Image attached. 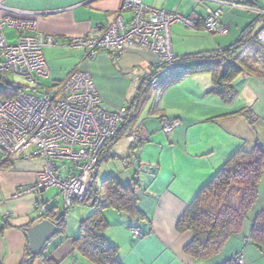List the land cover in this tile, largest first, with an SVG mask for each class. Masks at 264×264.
I'll list each match as a JSON object with an SVG mask.
<instances>
[{
	"label": "crops",
	"instance_id": "1",
	"mask_svg": "<svg viewBox=\"0 0 264 264\" xmlns=\"http://www.w3.org/2000/svg\"><path fill=\"white\" fill-rule=\"evenodd\" d=\"M235 1L142 0L146 6L180 15L195 23V30L181 22L171 28L174 55L192 58L209 57L239 39L248 25L241 31L238 24L232 29L233 21L228 18V13L244 10L226 4ZM246 1L257 6L256 0ZM0 2V19L12 17L32 21L39 33L57 39L58 46L44 49L50 75L44 79L49 85L42 81L41 84L47 89L64 82L74 70L89 72L102 107L117 112L128 107L140 83L157 65L156 55L138 46L128 47L118 59L103 51L94 60H88L83 50L62 45L70 38L104 35L118 15L123 0ZM216 10L223 13L221 23L230 28L228 35L211 34L203 29L206 17ZM129 18L130 14L126 13L125 19ZM252 24L257 34L264 25V17L258 13ZM4 33L8 42L9 38L17 39L16 29L6 28ZM233 85L237 96L226 101L211 93V73L187 76L162 94L153 111L156 116H148L141 124L139 117L136 129L142 143L127 142L123 150L118 145L121 141L108 146L105 154L114 157L103 160L101 165L122 160L124 170L112 171L105 179L117 177L123 184L137 180L139 208L145 215L139 220L114 209L104 211L109 224L105 237L118 247L117 257L121 264H237L238 257H242L244 264H264V247L252 239L255 219L264 212V175L259 183L257 200L241 229L227 239L218 254L209 259L194 258L185 252L194 235L177 231L178 221L201 190L238 151L264 146V78L244 72L234 79ZM22 86L27 90L26 85ZM154 98L149 100H153L151 109ZM248 110L253 122L241 115ZM165 121L175 127L164 132L166 136L161 141H154L152 136L160 131L159 124L164 130ZM0 164L3 165L0 168V264H23L31 255L27 230L43 219L51 220L45 216L49 211L59 215L68 208L61 210L58 204L52 203L48 190L40 195L16 196L23 188L35 183L37 173L45 165L42 158H5ZM59 167L64 176H68L70 167L63 163H59ZM102 182H97L96 187ZM38 204H41L39 209ZM79 205L85 208L79 210L72 226L67 222L65 234L56 235L42 253L56 264H95L74 247L80 223L92 214V208L89 204H75L67 210L66 220L68 213L78 210L80 207L77 209L76 206ZM42 207L46 208L45 214ZM134 229L141 232V237H134ZM32 264L45 263L42 256H38Z\"/></svg>",
	"mask_w": 264,
	"mask_h": 264
},
{
	"label": "built area",
	"instance_id": "2",
	"mask_svg": "<svg viewBox=\"0 0 264 264\" xmlns=\"http://www.w3.org/2000/svg\"><path fill=\"white\" fill-rule=\"evenodd\" d=\"M226 4L257 11L264 17V8L246 0ZM126 13L130 14L128 20ZM222 16L221 10L209 14L203 29L211 34L228 35L230 28L221 23ZM177 22L197 29L188 18L151 8L142 0H123L118 15L104 35L70 38L62 45L83 50L88 60H94L103 51L118 59L128 47L138 46L155 54L157 64H170L175 59L171 28ZM6 28L18 32L15 43L8 42ZM256 38L264 49V25ZM55 46H58L57 39L39 33L32 21L12 17L0 19V80L20 76L28 82L27 90L15 98L0 100V149L5 158L12 160L42 158L45 161L35 183L23 188L17 197L40 195L50 188H58L65 207L69 208L84 202L96 185L102 153L119 134L128 112L126 108L109 112L102 107L89 72L74 70L64 82L51 89L45 88L41 79L49 78L50 70L44 49ZM13 85L19 87L20 84ZM174 127L175 124L165 121V132ZM131 143L134 144V139ZM59 163L70 167L68 176H64ZM40 207L38 204V209ZM41 211L45 214L46 208L42 207ZM133 235L137 238L142 234L134 229ZM236 262L244 264L242 257Z\"/></svg>",
	"mask_w": 264,
	"mask_h": 264
},
{
	"label": "trees",
	"instance_id": "3",
	"mask_svg": "<svg viewBox=\"0 0 264 264\" xmlns=\"http://www.w3.org/2000/svg\"><path fill=\"white\" fill-rule=\"evenodd\" d=\"M251 54H254L252 62ZM200 61H197V60ZM213 75L214 93L226 101H232L237 96L233 85L234 79L247 72L264 78V49L256 38L254 25H248L239 39L226 49H219L211 56L177 57L169 64H157L140 83L135 97L126 107L128 116L122 124L119 134L110 144L119 141L120 136L136 128L142 110L151 98H154L152 111L157 107L162 94L173 84L187 76L199 73ZM26 87L9 85L5 94L17 96ZM241 115L251 122V112L245 111ZM163 119V118H162ZM124 136V137H125ZM142 140H139V144ZM108 144V146L110 145ZM108 146L104 149L101 162L109 157ZM2 153L0 161L5 159ZM4 164V163H3ZM3 166L0 164V168ZM264 175V146H256L253 150L238 151L229 162L215 175L198 194L184 215L178 221L179 233L191 232L193 241L186 247L185 252L196 259H209L218 254L229 237L237 233L253 207L258 196L259 183ZM139 183L135 180L130 184H123L117 177H108L91 189L88 198L81 204H89L92 214L80 223V233L74 239V247L95 264H121L118 260V247L109 242L105 231L109 224L104 211L114 209L131 218L142 220L144 213L139 208ZM73 207V206H72ZM69 207L67 210L71 209ZM55 215L49 211L45 216L59 227V234H65L66 215ZM44 216V215H43ZM252 239L264 247V212H261L253 224ZM28 262L32 264L36 257L29 255ZM45 264H56L45 255H41Z\"/></svg>",
	"mask_w": 264,
	"mask_h": 264
},
{
	"label": "rangeland",
	"instance_id": "4",
	"mask_svg": "<svg viewBox=\"0 0 264 264\" xmlns=\"http://www.w3.org/2000/svg\"><path fill=\"white\" fill-rule=\"evenodd\" d=\"M257 1V6L259 8H264V0H256ZM258 12L257 11H244V10H236L232 13H228V18L232 19V29H236V25L238 24L240 28L239 31H241L244 27H246L247 25H249L250 23H252L254 21V18L257 17ZM231 29V30H232ZM7 32H9V29H7ZM218 36V35H217ZM9 43L13 44L16 40L15 39H10L9 38ZM124 53V52H123ZM122 55V54H121ZM120 55V56H121ZM251 61L253 62V56L254 54H251ZM42 83L45 85H49L46 81L42 80ZM12 83H16V84H21V85H28V82L25 78L17 76V77H7L6 79L0 80V100L4 101L8 98H15L16 96H12L10 94H5L7 87H9V85H12ZM30 87H33L32 85H30ZM29 91V90H28ZM153 100L148 102L145 106V108L142 110L141 115H140V119H139V123L141 124L148 116L149 117H153L156 116V114L153 113L151 106H152ZM129 104V103H128ZM156 122V121H155ZM156 127L157 124L155 125ZM163 125L159 124V129L160 131L158 133H156L153 137L154 141H161L162 138H165L166 133H164L165 131L163 130V127H161ZM125 135H121L120 139H119V149L123 150V146H125L127 144V142L131 143V140L134 139V144L139 143V139H140V135L137 131V129L134 127V129L131 130V132L127 133L126 136ZM131 138V139H130ZM125 139V140H124ZM133 145V144H132ZM2 150L0 149V158L2 156ZM124 170V162L122 160H118V161H111L109 163H103L101 165V167L99 168V173L97 176V182H101L102 180L105 179V177H107L109 175V173H112V171H117V170ZM129 171V169H128ZM111 177V176H110ZM48 195L50 196V200L52 203L58 204V207L61 210H64L65 207V203H64V197L63 195L60 193V190L58 188H50L48 189ZM75 204H81L80 202L75 203ZM82 205L76 206L78 210H72L68 213L67 216V222L68 224L71 223L72 224L75 222L74 218H76L79 210H81V208H85V207H81ZM84 210H88V209H84Z\"/></svg>",
	"mask_w": 264,
	"mask_h": 264
},
{
	"label": "water",
	"instance_id": "5",
	"mask_svg": "<svg viewBox=\"0 0 264 264\" xmlns=\"http://www.w3.org/2000/svg\"><path fill=\"white\" fill-rule=\"evenodd\" d=\"M29 251L33 256H41L46 245L59 234V227L49 219H43L28 230Z\"/></svg>",
	"mask_w": 264,
	"mask_h": 264
}]
</instances>
